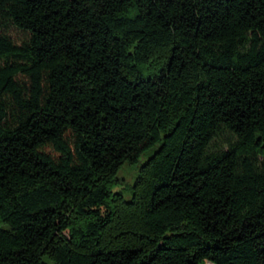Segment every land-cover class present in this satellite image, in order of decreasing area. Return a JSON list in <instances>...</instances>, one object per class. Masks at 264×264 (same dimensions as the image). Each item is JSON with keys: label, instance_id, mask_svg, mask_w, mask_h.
I'll return each mask as SVG.
<instances>
[{"label": "trees", "instance_id": "1", "mask_svg": "<svg viewBox=\"0 0 264 264\" xmlns=\"http://www.w3.org/2000/svg\"><path fill=\"white\" fill-rule=\"evenodd\" d=\"M0 264H264V0H0Z\"/></svg>", "mask_w": 264, "mask_h": 264}, {"label": "rangeland", "instance_id": "2", "mask_svg": "<svg viewBox=\"0 0 264 264\" xmlns=\"http://www.w3.org/2000/svg\"><path fill=\"white\" fill-rule=\"evenodd\" d=\"M12 35L16 40H20L22 39V34H20L19 32L15 31V30H11L9 32V35ZM135 168L132 166H124L120 172L118 173L117 176V183L118 185H115L113 190L114 192L120 191L123 196L126 199H129L130 197V188L131 185L133 183L134 177H135Z\"/></svg>", "mask_w": 264, "mask_h": 264}]
</instances>
